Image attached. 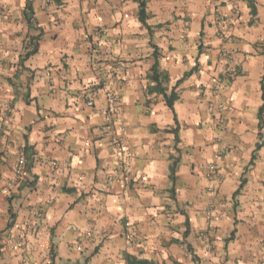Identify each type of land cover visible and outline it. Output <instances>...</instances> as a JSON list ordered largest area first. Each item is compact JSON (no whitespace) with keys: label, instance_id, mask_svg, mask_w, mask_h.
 <instances>
[{"label":"crops","instance_id":"0c3cea01","mask_svg":"<svg viewBox=\"0 0 264 264\" xmlns=\"http://www.w3.org/2000/svg\"><path fill=\"white\" fill-rule=\"evenodd\" d=\"M146 14L0 0V264H264V0H147ZM154 65L168 93L181 80L174 109L149 91ZM110 91L123 109L107 127Z\"/></svg>","mask_w":264,"mask_h":264},{"label":"built area","instance_id":"2783aa9c","mask_svg":"<svg viewBox=\"0 0 264 264\" xmlns=\"http://www.w3.org/2000/svg\"><path fill=\"white\" fill-rule=\"evenodd\" d=\"M112 77L115 74H111ZM93 90H89L87 94H91ZM92 95V94H91ZM87 105L90 107L95 106V102L92 96H88ZM122 103L119 95L115 91H110L108 93V106L104 110V121L107 127H111L115 124L117 115H120L122 112ZM230 109V106L225 103H218L216 107V113L218 114L219 123L223 124L225 121V114ZM120 130H124L120 127ZM112 143L115 146V152L117 157L119 158L120 169L124 175V177H128L131 173V164L133 160V153L129 150L125 143L124 137L119 133L117 135L112 136ZM27 156L24 150L21 152L13 176L7 183V188L15 185L18 180L23 176V174L27 171ZM210 213V212H209Z\"/></svg>","mask_w":264,"mask_h":264},{"label":"trees","instance_id":"16d2710c","mask_svg":"<svg viewBox=\"0 0 264 264\" xmlns=\"http://www.w3.org/2000/svg\"><path fill=\"white\" fill-rule=\"evenodd\" d=\"M139 2L140 5V19L141 21L147 26V14H146V3L147 0H136ZM32 11L31 5L28 2L26 5V10H25V15L28 18L29 22L31 23L32 17L30 16V12ZM35 53V49L31 50L28 54H34ZM152 80H154L156 82V85L153 87H150L149 91L151 92H158L159 94H162L164 96V99L167 103V105L174 109V104L175 102L179 99V92L177 91V88L179 86V84L181 83V80L178 81V83L176 84V86L172 89V91L170 93L167 92V87H165L163 85V81L168 80V76L166 74H164L163 72H159V69L157 67V65H154L152 68ZM261 86H262V97L264 100V76L261 79ZM264 112V104L262 105V107L260 108V116L261 114H263ZM24 152L26 153L27 156V160L30 159V155L28 154V148L26 147L24 149ZM27 168H29V164L27 162ZM174 170V169H173ZM140 264H146V262L143 261H139ZM136 264V263H134Z\"/></svg>","mask_w":264,"mask_h":264}]
</instances>
